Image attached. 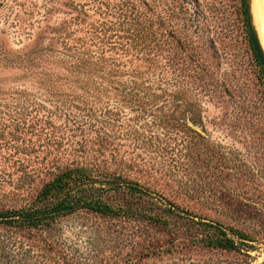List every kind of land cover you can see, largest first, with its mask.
<instances>
[{
    "label": "rangeland",
    "instance_id": "obj_1",
    "mask_svg": "<svg viewBox=\"0 0 264 264\" xmlns=\"http://www.w3.org/2000/svg\"><path fill=\"white\" fill-rule=\"evenodd\" d=\"M136 2L155 33L152 61L141 62L151 75L141 77L148 82L138 92L144 107L123 103L115 87L97 99L81 82L66 81L60 91L39 85L27 66L8 63L11 54L32 50L46 25L69 17L71 4L91 0H0V209L29 205L52 179L57 158L79 154L99 130L115 138L107 162L134 164L154 202H170L176 215L150 223L139 217L136 197L123 204L133 210L127 216L80 211L27 232L0 224V264H264V79L242 1ZM118 80L111 82L122 88ZM182 110L197 123L159 119ZM212 226L225 228L238 250L212 246L219 238ZM228 227L252 241L242 246Z\"/></svg>",
    "mask_w": 264,
    "mask_h": 264
},
{
    "label": "trees",
    "instance_id": "obj_2",
    "mask_svg": "<svg viewBox=\"0 0 264 264\" xmlns=\"http://www.w3.org/2000/svg\"><path fill=\"white\" fill-rule=\"evenodd\" d=\"M70 9L72 13L68 18L46 25L40 30L32 50L24 55L11 54L8 60L10 67L19 69L27 66L32 80H36L39 85L50 82L58 91V87L66 86V81L76 84L81 82L77 86L90 97L92 93V97L97 99L101 98L100 93L108 91L107 87H115L120 90L118 97L125 100L123 103L135 102L144 107L146 100L138 92L148 88V82L141 79L142 75L151 76L150 67L141 63L150 65L152 61L155 33L150 26V17L140 12L136 0L106 5L102 0H91L88 5L71 4ZM242 14L245 19L244 11ZM251 51L264 79V71L252 47ZM142 67L146 69L143 70ZM63 71L76 75L79 79L68 80L60 73ZM79 76H87L88 79ZM95 78L110 83L105 87ZM120 78H124L123 82H117L122 88H117L111 81ZM159 119L164 124L185 120L197 123L196 118L189 116V112L187 114L184 110L180 115L172 112ZM22 126L23 129L32 131L37 125L23 121ZM94 132L95 136H86L79 154L57 158L53 163L55 172L52 179L41 187L29 205L18 209H0V224L27 232L49 230L60 218L80 211L108 218L127 216L133 210L123 204L136 197V200L141 201V207L137 208L140 218L153 224L168 223L165 217L176 215L175 210L178 208L171 206L170 202H167L169 207L163 204L158 206L150 188L134 176V171L137 170L134 164L123 159L114 166L112 161L107 162V155L116 151L113 141L115 138L111 140L99 130ZM161 201H164L163 198ZM212 228L219 236L212 246L227 251L238 250L234 239L227 237L223 230L225 228ZM227 229L242 246L246 245L245 242L252 241V238L238 230L230 227Z\"/></svg>",
    "mask_w": 264,
    "mask_h": 264
},
{
    "label": "water",
    "instance_id": "obj_3",
    "mask_svg": "<svg viewBox=\"0 0 264 264\" xmlns=\"http://www.w3.org/2000/svg\"><path fill=\"white\" fill-rule=\"evenodd\" d=\"M242 2H243V11H244V16H245V24H246L248 38H249L252 50L255 54V57L264 71V51L260 45L258 34L252 22V15L250 11L251 0H242Z\"/></svg>",
    "mask_w": 264,
    "mask_h": 264
},
{
    "label": "bare ground",
    "instance_id": "obj_4",
    "mask_svg": "<svg viewBox=\"0 0 264 264\" xmlns=\"http://www.w3.org/2000/svg\"><path fill=\"white\" fill-rule=\"evenodd\" d=\"M250 11L253 25L258 34L260 45L264 51V0H251Z\"/></svg>",
    "mask_w": 264,
    "mask_h": 264
}]
</instances>
